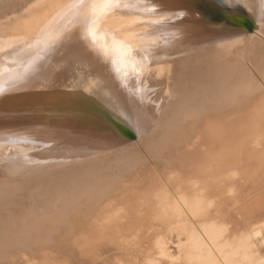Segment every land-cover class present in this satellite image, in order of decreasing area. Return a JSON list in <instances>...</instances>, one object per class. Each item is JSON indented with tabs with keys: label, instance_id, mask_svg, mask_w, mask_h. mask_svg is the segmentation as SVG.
I'll list each match as a JSON object with an SVG mask.
<instances>
[{
	"label": "bare ground",
	"instance_id": "1",
	"mask_svg": "<svg viewBox=\"0 0 264 264\" xmlns=\"http://www.w3.org/2000/svg\"><path fill=\"white\" fill-rule=\"evenodd\" d=\"M62 2L0 0V45ZM160 2L187 15L133 27L152 33L127 36L134 55L158 44L139 76L63 21L64 47L0 95V264H264V0Z\"/></svg>",
	"mask_w": 264,
	"mask_h": 264
},
{
	"label": "snow or ice",
	"instance_id": "2",
	"mask_svg": "<svg viewBox=\"0 0 264 264\" xmlns=\"http://www.w3.org/2000/svg\"><path fill=\"white\" fill-rule=\"evenodd\" d=\"M54 7L57 9L56 19L39 36L14 37L5 45H0V57L5 58L12 65H20L23 68L22 72L8 75L5 80L6 71L11 73L13 69L0 67V95L24 87L33 75L41 71V62L54 56L64 47L69 37L66 29L60 27L63 21L80 24L82 32L79 34V43L88 55L95 54L97 59H100L110 54H119L122 58L120 62L133 65L134 74L139 76L142 72L138 67L139 63L151 56L147 49L158 47V44L152 40L148 45H142L145 48L144 55H134V46L128 43L127 36L152 35V33L147 30L136 33L132 31L133 27L140 26L145 29L152 27L160 30L177 18L187 15L184 9L165 8L160 0H65ZM111 24L117 25L121 31L114 33L110 43H106L101 26ZM125 28L129 30L127 34L122 31ZM25 56L28 57L27 60L23 59ZM111 63L115 66L118 61L113 59ZM139 83L143 85L144 81L140 80ZM136 92L140 93L143 102V87H138ZM9 140L12 143L17 142L15 137H9Z\"/></svg>",
	"mask_w": 264,
	"mask_h": 264
},
{
	"label": "water",
	"instance_id": "3",
	"mask_svg": "<svg viewBox=\"0 0 264 264\" xmlns=\"http://www.w3.org/2000/svg\"><path fill=\"white\" fill-rule=\"evenodd\" d=\"M246 21L250 22V26L254 25V22L252 20H250L249 18H247L246 16H242L239 15L238 19H237V23L243 25L247 30L249 28L248 25L245 24ZM118 125L121 127L123 134L125 135V137H127L128 139H132L134 137V133L133 130L130 126L126 125V123L118 121Z\"/></svg>",
	"mask_w": 264,
	"mask_h": 264
},
{
	"label": "rangeland",
	"instance_id": "4",
	"mask_svg": "<svg viewBox=\"0 0 264 264\" xmlns=\"http://www.w3.org/2000/svg\"><path fill=\"white\" fill-rule=\"evenodd\" d=\"M245 24L249 26L248 31L253 30V26H254V25H253V26H250L251 24H250L249 21H246Z\"/></svg>",
	"mask_w": 264,
	"mask_h": 264
}]
</instances>
